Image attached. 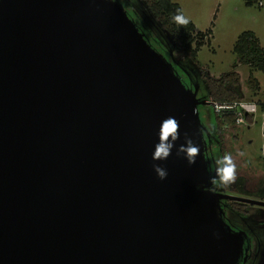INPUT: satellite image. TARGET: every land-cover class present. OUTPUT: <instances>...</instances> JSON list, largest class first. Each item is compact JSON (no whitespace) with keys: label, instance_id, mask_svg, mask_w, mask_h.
Segmentation results:
<instances>
[{"label":"water","instance_id":"95a60500","mask_svg":"<svg viewBox=\"0 0 264 264\" xmlns=\"http://www.w3.org/2000/svg\"><path fill=\"white\" fill-rule=\"evenodd\" d=\"M202 100L117 2L0 0V264H239L220 201L264 202L210 190ZM169 115L181 137L153 161Z\"/></svg>","mask_w":264,"mask_h":264},{"label":"rangeland","instance_id":"374dc122","mask_svg":"<svg viewBox=\"0 0 264 264\" xmlns=\"http://www.w3.org/2000/svg\"><path fill=\"white\" fill-rule=\"evenodd\" d=\"M119 1L134 17L136 15L135 20L144 25L147 35L162 44L160 47L152 42L163 56L168 57L165 59L167 63L180 65L189 78L196 80L197 95L205 98L207 93L202 75L218 78L234 70L238 74L237 91L240 100L264 103V73L250 70L244 65L235 67L236 55L232 51L238 36L244 32L253 33L264 50V0L260 1L261 6L257 2L247 5L245 0H171L190 19L196 32L211 30L210 38L206 39L209 42H205L197 53L196 62L182 58L174 50L171 37L162 30L142 1L128 0L129 4L124 3L126 0ZM250 75L258 84L254 92L248 84ZM189 78L184 77L186 81ZM199 117L213 135L216 120L210 107L200 105ZM252 122L249 128L236 126L223 132L222 151L224 154L231 153L237 164V179L225 194L264 202V126L260 113L254 115ZM211 146L212 151L217 153L214 136ZM238 151L246 155L239 157L236 155ZM223 215L231 226L250 234L251 256L246 264H264V207L250 206L247 216L236 215L229 210Z\"/></svg>","mask_w":264,"mask_h":264},{"label":"trees","instance_id":"16d2710c","mask_svg":"<svg viewBox=\"0 0 264 264\" xmlns=\"http://www.w3.org/2000/svg\"><path fill=\"white\" fill-rule=\"evenodd\" d=\"M140 1H142L146 5L148 11L151 13L155 21L158 22L162 30L171 37L174 43V50L177 51L182 58L196 62L197 53L205 44V42H209V40L206 39L210 38L211 30L208 29L205 32H196L192 22H189L186 26H179L175 24L172 20V17L177 13V11H181V9L178 4L173 3L171 0ZM258 1L260 2L261 0H245V3L249 5L252 2H257L258 4ZM124 3L129 4L130 2L126 0V2ZM135 17L133 15V22L137 26L138 30L144 33L145 37L150 42V47L158 54H161V51L157 50L152 42L159 45L160 47H162V44L158 42V40L151 39V37L145 33L144 25L140 24V22H137L135 20ZM232 51L236 55V64L234 65L235 67L236 65H244L250 70L264 73V50L260 47L258 39L254 36L253 33L244 32L240 34L233 45ZM165 58L167 59L168 57ZM177 72L180 74V76L182 75V72L179 69L177 70ZM180 76L178 77L182 81ZM202 77L204 80V84L206 85L207 93L205 98H201V100L210 99L219 103L235 102L240 100L237 91L238 74L234 70L228 73H224L218 78L207 77L205 75H202ZM248 84L252 92L256 91L258 84L254 79H252L251 75L249 77ZM197 112L199 114V106L197 108ZM214 116L216 120L214 129L216 131L212 136L215 137V144L220 150L221 157L224 155L221 148L223 132L227 128L236 126L232 117L217 116L215 114ZM229 188L230 186L221 187L222 192L224 193H226ZM229 208L233 213L241 216H246L248 214L250 206L230 201Z\"/></svg>","mask_w":264,"mask_h":264},{"label":"clouds","instance_id":"9594fccd","mask_svg":"<svg viewBox=\"0 0 264 264\" xmlns=\"http://www.w3.org/2000/svg\"><path fill=\"white\" fill-rule=\"evenodd\" d=\"M172 20L179 26H186L190 19L186 17L182 11H177L173 15ZM242 123V121H240ZM158 142L154 145L151 159L153 161H165L171 154L172 149L175 146V142L181 137V124L180 120L175 116L169 115L162 119L158 128ZM184 143L177 148V155L183 154L188 165L196 163V158L200 156V147L193 141L188 132L183 133ZM239 157L246 155L243 151L236 153ZM216 175L213 178V183H217L220 187H229L235 183L237 179V164L231 153H226L221 157H218L215 161ZM158 179L164 180L167 177V170L158 164L152 165Z\"/></svg>","mask_w":264,"mask_h":264},{"label":"flooded vegetation","instance_id":"af4514ba","mask_svg":"<svg viewBox=\"0 0 264 264\" xmlns=\"http://www.w3.org/2000/svg\"><path fill=\"white\" fill-rule=\"evenodd\" d=\"M111 1H113V2H117V3H119L121 6H122V8H123V11H124V13H125V15L128 17V19H130L132 22H133V15L130 13V12H128V10H127V7L125 6V5H123V4H121L120 3V1L119 0H111ZM126 4H128V3H126ZM134 23V22H133ZM135 24V23H134ZM135 27H136V29H137V31H138V33H140L142 36H143V38H144V40L146 41V43L150 46V42L147 40V38L145 37V35H144V33H142V32H140L139 30H138V28H137V26L135 25ZM160 54V53H159ZM164 59H166L164 56H163V54H160ZM171 65H172V71L177 75L178 74V76H180V74L177 72V70L179 69L181 72H182V75L180 76L181 77V79H182V81H183V83H184V85L187 87V88H189V89H191V90H193V91H196V93H197V82H196V80L195 79H193L192 77L191 78H189L190 76L188 75V73L183 69V68H180V66L178 65V64H175V63H173V62H171ZM176 67V68H175ZM178 68V69H177ZM184 77H186V79H187V77L189 78L188 79V81H186L185 79H184ZM190 82V83H189ZM198 94V93H197ZM198 96V98L199 99H201L202 97H200L199 95H197ZM201 124H202V121H201ZM214 128V127H213ZM215 129H214V134H215ZM211 137H212V134H210V132H209V130L202 124V129H201V139H202V144H203V148H206V150L204 151V158H205V161H206V163H207V168H208V171L210 172V175H214V177H215V175H216V168H217V165H216V163H215V161H216V159L218 158V157H220V150L218 149V151H217V153H214L213 151H212V140H211ZM213 177V178H214ZM210 190L211 191H214V192H216V193H221V194H225L224 192H222V189H221V187L220 186H218V184L217 183H212V185H211V187H210ZM235 202V201H234ZM235 203H239V204H244V203H240V202H235ZM229 204H230V201H228V200H222V201H220V209H221V213H220V216H221V219H222V221L223 222H225L227 225H228V227L232 230V231H234V232H237V231H241L242 232V230H240L239 228H237V227H233V226H231L230 224H229V222H226L225 220H224V213L225 212H227V210H229V211H231L230 210V208H229ZM246 205H248V204H246ZM249 206H255V205H249ZM259 207V206H258ZM249 211V210H248ZM236 215H238V214H236ZM248 215V214H247ZM246 215V216H247ZM244 234H245V244H244V246H243V254H244V257H242V259H240V262H239V264H246L247 263V261H248V259L250 258V256H251V237L249 236L250 234H248V233H245L244 232ZM254 235V234H253ZM258 243V242H257ZM263 253H264V247H263Z\"/></svg>","mask_w":264,"mask_h":264},{"label":"built area","instance_id":"2783aa9c","mask_svg":"<svg viewBox=\"0 0 264 264\" xmlns=\"http://www.w3.org/2000/svg\"><path fill=\"white\" fill-rule=\"evenodd\" d=\"M258 5L261 6V2H259ZM202 102L203 105L210 107L213 114L232 117L237 127L249 128L253 124L252 119L254 115L257 113H260L264 126V103L241 100L219 103L210 99L202 100ZM240 121H242V123Z\"/></svg>","mask_w":264,"mask_h":264}]
</instances>
